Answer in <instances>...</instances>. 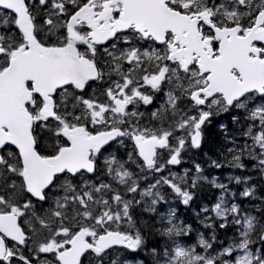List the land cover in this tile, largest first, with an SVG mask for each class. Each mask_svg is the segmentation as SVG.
Instances as JSON below:
<instances>
[{
  "label": "snow or ice",
  "instance_id": "6c2138e0",
  "mask_svg": "<svg viewBox=\"0 0 264 264\" xmlns=\"http://www.w3.org/2000/svg\"><path fill=\"white\" fill-rule=\"evenodd\" d=\"M0 264H264V0H0Z\"/></svg>",
  "mask_w": 264,
  "mask_h": 264
}]
</instances>
